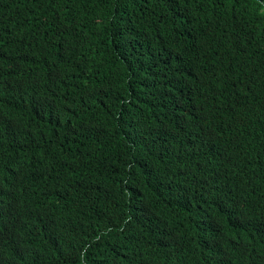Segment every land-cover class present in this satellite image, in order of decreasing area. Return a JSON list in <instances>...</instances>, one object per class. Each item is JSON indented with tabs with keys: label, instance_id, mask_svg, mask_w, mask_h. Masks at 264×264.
<instances>
[{
	"label": "trees",
	"instance_id": "trees-1",
	"mask_svg": "<svg viewBox=\"0 0 264 264\" xmlns=\"http://www.w3.org/2000/svg\"><path fill=\"white\" fill-rule=\"evenodd\" d=\"M0 264H264V0H0Z\"/></svg>",
	"mask_w": 264,
	"mask_h": 264
}]
</instances>
